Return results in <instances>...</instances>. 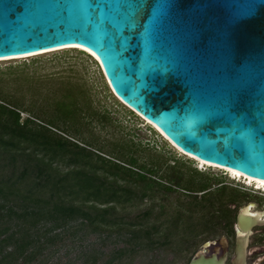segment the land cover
<instances>
[{
  "label": "water",
  "instance_id": "obj_1",
  "mask_svg": "<svg viewBox=\"0 0 264 264\" xmlns=\"http://www.w3.org/2000/svg\"><path fill=\"white\" fill-rule=\"evenodd\" d=\"M70 44L92 51L116 98L183 153L264 180V0H0V59ZM247 207L230 264H247L264 224ZM217 241L187 264H225Z\"/></svg>",
  "mask_w": 264,
  "mask_h": 264
},
{
  "label": "trees",
  "instance_id": "obj_2",
  "mask_svg": "<svg viewBox=\"0 0 264 264\" xmlns=\"http://www.w3.org/2000/svg\"><path fill=\"white\" fill-rule=\"evenodd\" d=\"M55 109L60 119L73 116L74 95ZM22 112L29 115L21 119ZM54 125L0 96V264H40L59 243L91 233L114 246L82 251L78 264H132L137 256L154 264L147 257L156 249L179 258L189 249L195 232L185 234L182 222L211 211L214 178L196 169L184 175L175 163L161 170L132 154H107L57 134ZM178 190L177 207H166L165 194Z\"/></svg>",
  "mask_w": 264,
  "mask_h": 264
},
{
  "label": "rangeland",
  "instance_id": "obj_3",
  "mask_svg": "<svg viewBox=\"0 0 264 264\" xmlns=\"http://www.w3.org/2000/svg\"><path fill=\"white\" fill-rule=\"evenodd\" d=\"M68 92L74 95L78 109L73 116L64 120L58 118L55 106L57 102L66 99ZM0 96L35 111L44 120L52 119L57 129L66 130L61 132L52 127L51 130L57 134L89 144L104 153L132 154L139 163L148 166L155 164L161 170L165 168V164L175 163L184 175H189L196 169L214 178L211 180V193L215 197V204L211 211L198 218L194 217L193 220L185 218L182 222L185 234L195 232L189 249L180 258L170 251L156 249L147 257L154 264H186L205 241L218 243L221 236H229L233 240L235 214L241 207L249 205L254 212L264 210V194L252 189V185L243 186L247 180L245 182L243 177L234 179L228 170L203 164L183 153L159 134V130L156 131L147 120L117 99L95 56L79 48L65 47L20 58L0 59ZM20 114L21 119L29 115L28 112ZM222 192L230 198L220 197ZM177 194L179 190L165 194L163 200L165 199L166 207H177ZM161 196V193L156 196L157 202ZM146 202L145 200L144 203ZM213 218L215 219L209 223L208 228L200 229L206 227L207 220ZM229 219L230 229L227 226ZM254 228L257 229L256 232H260L259 229H264V225L253 226ZM260 244L257 241L248 248V252L255 256L252 263L250 255L248 256V264H261ZM113 246L111 242L105 245L96 233H91L81 241L73 243L66 240L59 243L51 258L40 264H78L80 261L75 259L82 251L90 249L108 253ZM207 248L212 251V245ZM145 261L146 258L137 256L132 264H142Z\"/></svg>",
  "mask_w": 264,
  "mask_h": 264
},
{
  "label": "flooded vegetation",
  "instance_id": "obj_4",
  "mask_svg": "<svg viewBox=\"0 0 264 264\" xmlns=\"http://www.w3.org/2000/svg\"><path fill=\"white\" fill-rule=\"evenodd\" d=\"M246 182V181H245ZM243 186H253V185H256L255 182H252L251 184L249 183H245L242 184ZM251 186L252 189H256L255 186L254 188ZM258 190L260 193H263L264 194V191L260 190L259 189H256ZM236 215L237 213L235 214V220L234 222L236 221ZM262 215L264 216V210L262 212ZM264 225V224H263ZM263 225H255L256 227L257 226H263ZM256 228H252V231H251V234L249 235V239H248V245H247V264H248V256L250 255V263H252V261L255 259V256H252V252H248V248L252 246V244L256 243L257 241H259L261 244H260V248H261V264H264V229H259L260 232H256L255 230ZM226 239H227V259L225 261V264H230V259H231V254H232V251H233V247H234V242H235V228H234V236H233V240L231 239V237L229 236H224ZM214 244H218L217 242H214ZM190 259V258H189ZM189 261V260H188ZM187 264V263H186Z\"/></svg>",
  "mask_w": 264,
  "mask_h": 264
},
{
  "label": "bare ground",
  "instance_id": "obj_5",
  "mask_svg": "<svg viewBox=\"0 0 264 264\" xmlns=\"http://www.w3.org/2000/svg\"><path fill=\"white\" fill-rule=\"evenodd\" d=\"M61 47H79V48H82V49L87 50V51L90 52L93 56H95L94 53H93L92 51H90L88 48L83 47V46L78 45V44H70V45L61 46ZM61 47H60V48H61ZM54 49H55V48H53V49H48V50H43V51H38V52H34V53H30V54H26V55L9 56V57L1 58V59L20 58V57H23V56H28V55H32V54H38V53H42V52H46V51H51V50H54ZM95 57H96V56H95ZM145 120H147V119H145ZM148 121H149V120H147V122H148ZM149 122H150V121H149ZM150 123H151V122H150ZM151 124H152L157 130L160 131V133L162 134L163 137H165V139H168V138H167V137L161 132V130H160L157 126H155L153 123H151ZM172 144H173V143H172ZM174 146H175V145H174ZM176 148H178V147L176 146ZM178 149H179V148H178ZM179 150H180V149H179ZM185 154H187V153H185ZM187 155L191 156L192 158L197 159L199 162H201V163H203V164H207V165H209V166H218V167H222V168L228 170V172L230 173V175H232V177L234 176V177H236V178H237V177L239 178V176H242V177L246 178L247 183H249V184H251L252 182H255V183H256V185H255V188H256V189L261 188V189L264 190V180H259V179H256V178H252V177L247 176V175H245V174H242V173H240V172H238V171H236V170H233V169H230V168H227V167H224V166H219V165H216V164H213V163H210V162H207V161L201 160V159L196 158L195 156L190 155V154H187ZM247 210H251L249 205H248V207H247ZM261 214H262V212H260V215H261Z\"/></svg>",
  "mask_w": 264,
  "mask_h": 264
}]
</instances>
